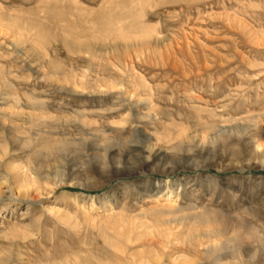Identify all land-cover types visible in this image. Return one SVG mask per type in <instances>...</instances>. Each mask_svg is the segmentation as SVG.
Here are the masks:
<instances>
[{"label": "rangeland", "instance_id": "374dc122", "mask_svg": "<svg viewBox=\"0 0 264 264\" xmlns=\"http://www.w3.org/2000/svg\"><path fill=\"white\" fill-rule=\"evenodd\" d=\"M0 156V264H264V0H0Z\"/></svg>", "mask_w": 264, "mask_h": 264}, {"label": "bare ground", "instance_id": "6f19581e", "mask_svg": "<svg viewBox=\"0 0 264 264\" xmlns=\"http://www.w3.org/2000/svg\"><path fill=\"white\" fill-rule=\"evenodd\" d=\"M74 2V1H73ZM76 3V2H75ZM79 7V6H78ZM81 11V10H80ZM81 12H83V10L81 11ZM78 13H80V12H78ZM74 34V33H73ZM151 36H152V34H151ZM154 36V35H153ZM152 36V37H153ZM65 37V36H64ZM71 37V36H70ZM69 37V38H70ZM74 37V36H73ZM83 38V37H82ZM148 39V38H147ZM85 47V46H84ZM99 47V46H98ZM105 49V48H104ZM141 104V102H138L136 105H140ZM143 104V103H142ZM134 114H135V117H136V119L137 120H139V121H142V120H150V121H152V120H156L157 119V113L156 114H152V113H150V112H147V113H141V112H139L138 110H135L134 111ZM256 117V116H255ZM255 121V120H254ZM251 118H249V119H245V120H243L242 121V123H240V122H238V123H236V122H233L232 123V125H230L228 128H227V130H230L231 132H234V133H238V134H240L242 137H244L245 136V134H247L248 132H249V130L253 127H256V123L254 122ZM228 124V123H227ZM225 127V126H224ZM132 135H143L144 136V138L147 140V141H149V139H148V136L147 135H145V134H143L145 131H144V129L143 128H141L140 127V129H138V128H134V129H132ZM217 132V131H216ZM148 134V133H147ZM215 134V133H214ZM232 134V133H231ZM137 135V136H138ZM218 136H219V134H218ZM135 137V136H134ZM151 137V136H150ZM217 137V136H216ZM144 139V140H145ZM212 139V138H211ZM216 139H218V138H216ZM240 139H241V137H240ZM213 141V140H212ZM133 142V141H132ZM145 143V142H144ZM148 143V142H147ZM255 144V143H254ZM257 144V143H256ZM148 145V144H147ZM153 146V145H152ZM151 146V147H152ZM256 146V145H255ZM151 149V148H150ZM261 150V147L258 145L256 148H255V150L254 151H256V152H259ZM152 151H153V149H152ZM151 152V151H150ZM2 156V155H1ZM0 156V157H1ZM10 172V171H9ZM11 173L12 174H14V176H17L18 174H19V170L18 169H16V168H14V169H12L11 170ZM1 191V190H0ZM1 194V193H0ZM188 204V207H190V209H192V208H196V206H194V205H192L191 203H187ZM192 207V208H191ZM251 212V211H250ZM191 221H193V223L195 224H197V223H199V224H203V223H206V222H208V216H207V214H205L204 212H196V213H194V214H192L191 216H190V218H189ZM237 223V222H236ZM224 224V223H223ZM226 225V224H225ZM223 226V225H222ZM230 227H231V229L232 228H234V225H233V223L231 224V225H229ZM253 226H251L250 228L253 230H255L256 231V229L255 228H252ZM222 228V227H221ZM247 228H249V225L247 226ZM215 229V228H214ZM239 229L240 230H244V226H240L239 227ZM223 230V229H222ZM229 230V229H228ZM246 230V229H245ZM248 230H250V229H248ZM263 231V230H262ZM224 232V231H223ZM238 232H239V230H238ZM246 232V231H245ZM257 232V231H256ZM255 232V233H256ZM259 232V231H258ZM244 233V232H243ZM260 234V233H259ZM204 235L205 236H208V237H212V235L213 236H215L214 235V231H212V230H207V231H205L204 232ZM236 236H238V235H236ZM235 236V237H236ZM246 236H247V234H246ZM258 237H260V235H258ZM233 238V237H232ZM234 239V238H233ZM232 239V240H233ZM230 240V239H229ZM229 243L228 242H223L222 244H220V245H217V244H210V245H208L207 247H206V250L207 251H209L210 253H212V255L214 254V253H219L220 251H226L225 253H227L228 252V249H229ZM230 250L231 249H229V252H230ZM256 251V250H255ZM231 252H233L232 250H231ZM230 252V253H231ZM209 253V254H210ZM248 253V252H247ZM211 255V254H210ZM227 255H229V257L232 259V255L230 256V254H227ZM257 254H253L252 255V257H255ZM213 257V256H212ZM228 256H226V254H222V255H218L216 258H215V262L216 263H219L220 261H223V260H227V259H230ZM234 257V256H233ZM241 257H242V255H241ZM243 257H245V256H243ZM239 258V257H238ZM243 261V260H242ZM245 261V260H244ZM242 262V264H246L245 262ZM190 262V261H189Z\"/></svg>", "mask_w": 264, "mask_h": 264}]
</instances>
